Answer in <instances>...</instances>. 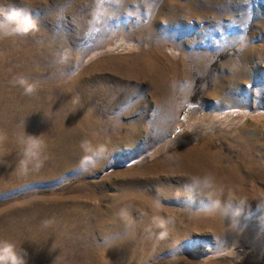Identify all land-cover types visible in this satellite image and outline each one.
<instances>
[{"label":"rangeland","instance_id":"rangeland-1","mask_svg":"<svg viewBox=\"0 0 264 264\" xmlns=\"http://www.w3.org/2000/svg\"><path fill=\"white\" fill-rule=\"evenodd\" d=\"M3 241L26 264H264V0H0Z\"/></svg>","mask_w":264,"mask_h":264},{"label":"clouds","instance_id":"clouds-1","mask_svg":"<svg viewBox=\"0 0 264 264\" xmlns=\"http://www.w3.org/2000/svg\"><path fill=\"white\" fill-rule=\"evenodd\" d=\"M35 25L30 17L25 18L17 26L16 31L20 34H26ZM20 87L23 88V94L32 95L36 92L38 85L34 82H29L26 78L20 77L15 81ZM21 138L23 147V158L20 160V167L27 171L28 165L36 162V167L39 168L41 162L39 160L40 154L45 147L44 142L40 139V135L28 134ZM195 184H200L199 180L194 181ZM205 187L210 186V182L205 179L203 181ZM46 226L49 224L48 221L43 222ZM0 264H26L25 258L16 250V246L9 242H0Z\"/></svg>","mask_w":264,"mask_h":264}]
</instances>
